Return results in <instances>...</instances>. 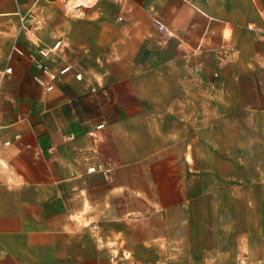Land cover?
<instances>
[{
    "label": "crops",
    "instance_id": "0c3cea01",
    "mask_svg": "<svg viewBox=\"0 0 264 264\" xmlns=\"http://www.w3.org/2000/svg\"><path fill=\"white\" fill-rule=\"evenodd\" d=\"M0 264H264V0H0Z\"/></svg>",
    "mask_w": 264,
    "mask_h": 264
},
{
    "label": "built area",
    "instance_id": "2783aa9c",
    "mask_svg": "<svg viewBox=\"0 0 264 264\" xmlns=\"http://www.w3.org/2000/svg\"><path fill=\"white\" fill-rule=\"evenodd\" d=\"M156 23H157L159 28L165 30L166 32H169V33L171 32L169 29L166 28L165 25H163L159 21H156ZM59 44H60V40L56 41L50 48L41 47L38 50L39 54L46 57L50 54V52H54L58 48ZM32 58L36 60L35 57L32 56ZM40 66H41L42 73H44V75L34 74L33 78L35 79L36 82H38L41 86H44L46 89H52L53 88V81L58 78V75L60 73L66 72L70 69L69 65H65L61 69H59L58 71L54 72V71H51L50 68L44 63H41ZM10 70H11L10 67L6 68V71H10ZM75 77L81 78V74L76 73ZM101 125H102V123L99 124V126H101Z\"/></svg>",
    "mask_w": 264,
    "mask_h": 264
}]
</instances>
